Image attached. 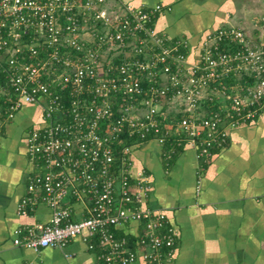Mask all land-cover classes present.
I'll return each instance as SVG.
<instances>
[{
    "label": "built area",
    "instance_id": "2783aa9c",
    "mask_svg": "<svg viewBox=\"0 0 264 264\" xmlns=\"http://www.w3.org/2000/svg\"><path fill=\"white\" fill-rule=\"evenodd\" d=\"M106 1L0 0V69L10 86H0L6 117L13 118L24 105L40 104L43 118L49 119L28 135V154L40 171L29 178L28 192L18 209L26 214L44 203L51 209V219L16 230L14 243L40 251L65 247L80 236L94 241L98 235L102 264H142V259L147 264H163L174 254L178 232L164 212L147 206L149 186L139 181L132 189L131 152L149 133L164 143L174 128L194 144L202 137L201 151L206 155L212 147L225 145L228 125L254 116L258 109L250 108L258 101L264 107V41L259 38L261 48L257 45L258 50L250 51L236 29H220L211 35L216 40L210 46L206 40L203 57L188 74L182 66L187 54L173 51L188 48V41L169 40L148 26L162 12L161 5L138 8L121 2L105 11ZM227 29L245 51H217ZM151 39L155 41L150 43ZM130 41H134V49ZM116 44L121 45L117 55L121 59L111 61L112 52L116 57ZM160 63L164 67L156 69ZM240 68L256 72V82L246 91L230 94L224 87L215 88L216 80ZM165 73L168 85L161 86ZM187 76L191 78L186 84ZM145 80L153 82V87L145 89ZM203 87L206 93L210 91L208 99L216 96L227 106L221 102V111L208 117L206 112L185 111L177 122H164L163 104L191 98L199 107ZM114 96L121 104L117 119L111 118ZM245 109L249 112L243 115ZM101 120L106 122L104 127ZM133 134L141 139L126 144L125 136ZM115 163L120 165L118 172ZM68 198L87 203L88 216L73 220ZM136 221L145 227L137 251L110 229Z\"/></svg>",
    "mask_w": 264,
    "mask_h": 264
},
{
    "label": "crops",
    "instance_id": "0c3cea01",
    "mask_svg": "<svg viewBox=\"0 0 264 264\" xmlns=\"http://www.w3.org/2000/svg\"><path fill=\"white\" fill-rule=\"evenodd\" d=\"M110 2L113 8L121 2L146 8L161 5L164 11L154 27L169 40H190L189 57L197 55V44L208 31L224 29L233 18L247 22L264 16V2L263 12L254 11L252 0ZM24 106L7 119V105L0 101V264H102L98 235L94 241L80 236L65 247L40 251L14 243L16 230L51 219V209L44 203L26 214L18 209L29 178L40 171L28 154L27 138L44 123L41 105ZM228 133L227 143L212 147L208 155L201 151L202 137L194 144L175 128L164 143L151 138L131 152L132 189L139 181L149 186L147 206L164 212L178 232L174 254L163 264H264V113L237 123ZM119 168L115 163L114 171ZM67 203L73 220L88 216L87 203L73 198ZM110 229L125 239L128 248L139 250L143 222Z\"/></svg>",
    "mask_w": 264,
    "mask_h": 264
},
{
    "label": "trees",
    "instance_id": "16d2710c",
    "mask_svg": "<svg viewBox=\"0 0 264 264\" xmlns=\"http://www.w3.org/2000/svg\"><path fill=\"white\" fill-rule=\"evenodd\" d=\"M144 8H146V7H144ZM155 19L152 20V22L149 23L148 26L154 27V22L156 21ZM261 23H263V22H261ZM218 43H219L217 46L218 52H224L225 51L228 54H231V53L235 54L240 50H244V51L246 50V48L243 46V43L242 42L240 43L238 40L234 39V35L229 33V29H227V34L222 36L221 40ZM187 49L188 48L186 46H183V47L180 46V50L178 49V50H173V51H174L175 55H177L179 53L186 55ZM213 55L216 57L218 56V55H215V52ZM140 60H144V59L140 58ZM144 61H147V60H144ZM202 64H203V62H202ZM170 66L172 69H174L176 67V65L174 63L170 64ZM161 67H164V65L162 63L157 64L156 69L161 68ZM251 72L252 71H250V73L249 72L247 73L246 70L243 68H240L236 71L233 70L229 76L219 78L218 80H216V82H214L215 88H221L222 89L224 87L225 91L227 93H232L233 92V90L231 89L232 87L234 88L236 85H241L245 89L244 91H246L248 89V85L249 84L252 85L254 83V81L256 80L254 77L256 72H252V74H251ZM5 76H6V73L4 72V70L0 69V86H2V87L6 86L9 89L10 86H9V83H8L7 79L5 78ZM155 78L159 79L158 76H156ZM241 82H243V83H241ZM154 85L158 86V83H154ZM143 86L145 89L148 90L151 87H153V82L145 80ZM258 102L259 103L255 104L253 107L250 108V109H254V107H256V109H258L257 113L250 118H244V120H241L240 122H244V121L246 122L248 120H254L255 118L259 117L262 113H264V107L262 106L263 101L261 100ZM110 106H111L110 109L112 112L111 118L117 119L120 116L118 109L121 107V104H120V101L115 100V96L113 98V101L110 103ZM166 107H167V104L165 103L164 109H162L161 111L165 112ZM41 108H42V111H44L42 106H41ZM79 109H80V111L85 112V107H83V106L81 107V105H80ZM221 109H222V103L220 102V99H218V97H216V96H210V98L207 101L203 102L202 108H201V110H204L206 112L207 117L210 115V113L219 112V111H221ZM248 112H249V110L245 109L242 111V114L246 115ZM183 115L184 114L182 112H180L178 114H169L168 113L167 116L164 118V122L165 121L172 122L171 121L172 119H173V123L177 122L178 120H180L183 117ZM43 120H44V123H47L49 121V119L47 120L45 118H43ZM63 121H65V120H61L60 122H63ZM101 122H102L101 127H104L106 124L105 120L104 121L101 120ZM153 137H156V135L149 133V137H147V139L143 140V142L147 141ZM123 138H124V136H123ZM124 139H125L124 142L126 144L131 145L132 143L139 141L141 138L138 136V134L137 135L133 134L131 136L126 135ZM118 144H119V146H122V144H120V142ZM167 147L170 148V145ZM175 151H176V149H175ZM132 152H133V150H132ZM130 180H131V178H130ZM112 227L115 228V226H112Z\"/></svg>",
    "mask_w": 264,
    "mask_h": 264
},
{
    "label": "rangeland",
    "instance_id": "374dc122",
    "mask_svg": "<svg viewBox=\"0 0 264 264\" xmlns=\"http://www.w3.org/2000/svg\"><path fill=\"white\" fill-rule=\"evenodd\" d=\"M252 2H254L255 6L253 9H255L254 11H262L263 8V3L264 0H252ZM237 5V4H235ZM138 8H140L141 6L136 5ZM111 6V2L110 0H107L106 3L104 4V7L102 8L103 10L107 11V9H110ZM164 11V9L162 10ZM162 12H160L161 14ZM254 18V19H253ZM251 20L248 19V21L246 22H239V21H228V25L224 26L225 28H232V29H236L237 30V36L239 38H243L244 43L246 44V46L248 47V50L253 51L254 47L256 48V46L258 45V48H261V45L257 43V40L260 38L262 40V42L264 41V16H256L253 17ZM260 22H263V24H260ZM234 31V30H233ZM155 32H159L156 28H155ZM217 31H208L207 34H205V36L202 38L203 40H201L198 44H197V50L196 53L197 55L195 57H189L190 55H187V58H185V60L182 62V66L184 68V70H187L189 73H192V65L195 64L200 58L203 57V52L205 49V45L204 43L206 42V40L209 39L208 41V45L210 46L212 44L213 39H210L211 35L215 34ZM248 38V39H246ZM185 40V39H182ZM155 40L151 39L149 42L152 43ZM192 42L189 40L188 44L190 45ZM120 44H116L115 48L116 49V57H115V52H112L110 54V59L111 61H113V59H117L120 60L121 58L117 55H119L120 53ZM129 46H132V49H134V41H130L129 42ZM190 50V48H189ZM256 50H258L256 48ZM113 56V57H112ZM107 57V56H106ZM54 59V58H53ZM162 79L164 80L163 82L159 83L161 86H167L168 83L166 81L168 74L165 73V75H161ZM190 76L186 77V84L190 81ZM256 82V81H255ZM243 83V82H241ZM234 94H241L242 90L244 89L243 87H241L240 85H236L234 88H231ZM212 92V91H211ZM208 93V94H207ZM206 93V87H203V89L201 90V92L199 93V98H200V102H201V106L203 104V101H207L208 100V95L210 94V91L207 90ZM215 94H219L222 93L221 91L215 92ZM231 94V93H230ZM220 98H224L225 95L224 94H219ZM164 106V104L162 105V107ZM201 106H194L192 104V99L188 98L187 100L184 99H177L169 104H167V107L165 109L164 114H178L180 112H185V111H190V112H198L200 115L204 114L205 111L201 110ZM223 106H227V103H225ZM26 106H24L22 109H24ZM24 111V110H21ZM43 115H44V111H43ZM172 125V124H170ZM233 128L231 126H227V129Z\"/></svg>",
    "mask_w": 264,
    "mask_h": 264
}]
</instances>
